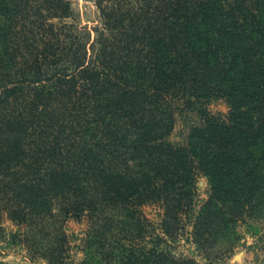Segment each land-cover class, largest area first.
Here are the masks:
<instances>
[{
    "label": "trees",
    "instance_id": "1",
    "mask_svg": "<svg viewBox=\"0 0 264 264\" xmlns=\"http://www.w3.org/2000/svg\"><path fill=\"white\" fill-rule=\"evenodd\" d=\"M95 6L91 42L69 0H0V264L218 260L264 217V0Z\"/></svg>",
    "mask_w": 264,
    "mask_h": 264
},
{
    "label": "rangeland",
    "instance_id": "2",
    "mask_svg": "<svg viewBox=\"0 0 264 264\" xmlns=\"http://www.w3.org/2000/svg\"><path fill=\"white\" fill-rule=\"evenodd\" d=\"M69 1L74 12L73 23H75L80 30L88 32L90 41L92 42L95 37L94 29L99 27V15L95 6V0ZM69 22L72 21L69 20ZM209 109L214 114L223 115L227 112V107L221 100L214 101ZM191 119L192 118L189 116L177 117V122L170 136V141L175 143L183 142ZM207 192V181L204 178L199 179L197 183V199H206ZM143 213L152 222H157L160 210L156 206H145L143 208ZM5 225L11 229L15 228L10 223H6ZM85 229L86 221L84 220L81 223L75 220H69L67 223V231L70 235L73 234L82 237ZM237 233L240 238L232 251L223 255L218 260L210 261L211 263L209 262V264H264V217L240 225L237 228ZM189 248L193 249L189 244H185L184 240H181L180 250L187 253L186 249ZM72 253H75L73 254L75 255V259H79L81 256L80 253L76 254L75 249ZM1 260L10 264H44L43 262L31 261L23 250L17 248L7 249L6 255ZM196 261L201 264L205 263V261H202L198 256L196 257Z\"/></svg>",
    "mask_w": 264,
    "mask_h": 264
}]
</instances>
